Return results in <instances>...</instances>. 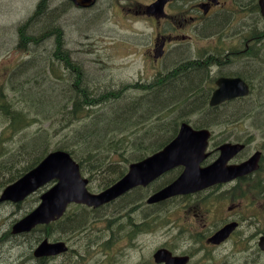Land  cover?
Segmentation results:
<instances>
[{
  "label": "trees",
  "instance_id": "1",
  "mask_svg": "<svg viewBox=\"0 0 264 264\" xmlns=\"http://www.w3.org/2000/svg\"><path fill=\"white\" fill-rule=\"evenodd\" d=\"M49 3L50 0H44V2L40 0L37 7L38 9L32 14V17L30 16L26 21L20 23L18 27V47L21 49H28L32 44H41L44 41L52 40L54 43L52 54L48 53V55L42 59V62L39 61V59L34 60V57H32L27 62L16 67L11 71L13 75L15 74L13 76L14 81L10 84L11 91L6 94L0 90V116L4 123H8L11 130L22 134L27 131L29 126L31 127L38 123V119L41 118L39 116L45 117V122L39 120L38 130L28 137L21 139V143L14 150L7 151L0 147V189L30 171L52 149L67 150L80 164L83 173L90 178L91 185H93L95 181H98L101 183V188L99 189H105L125 175L127 172L126 165L133 161L142 160L168 144L177 135L179 126L182 122L191 123L196 128H203L220 125L222 122H232L254 113L255 116L258 114L262 115V113L264 114V110H261L262 113L259 111L256 113L258 103L260 102L261 104V98L264 99V84L260 88V99L255 102L256 104L252 102V100L247 101L248 99H244V101L247 102H242L241 100L225 107L210 108L208 106L209 90H207V88L205 89L203 85L205 79L209 78V72L206 71L203 66L194 67L195 61H190L186 57L182 58L183 55L181 53H175L171 58L173 60H170L171 54L179 50L177 49L168 56L169 62L174 61L172 68L166 72L168 74H161L162 77L160 76L154 83L148 85L137 84L129 86L131 89L143 91L139 92V96L135 98V102L139 103L140 106L130 110L126 108L121 114L115 113L116 111H111L110 116L105 112L108 106L116 105L125 97L122 95L119 96L120 91L117 90V92L116 89L100 92L96 91L102 87L103 81L95 80V83L98 84L96 87H93L89 81L88 75H84L82 65L72 60L70 52L62 51V33L58 31V35H55L50 32V29H55L58 17L56 16V20H53V27H51L49 23L46 29L40 32H34V28L37 26L39 28L41 23L50 19L49 17L52 13L49 14V12H46L44 14L49 8ZM33 16L35 17L33 18ZM180 50L184 51V49ZM60 56H63V59ZM55 59H57L61 65L54 64ZM44 61H49V63L45 64ZM62 63L65 67L67 66L65 70H74L75 72L73 73L78 74V77H70L72 81L69 82L68 79L59 76L57 69L58 67L63 68ZM47 65L50 66L51 69H49V71H52V74H54V79L49 75L46 67ZM37 67L39 69H37ZM181 67H186L187 69L183 70ZM246 67L247 66L239 65L237 68L242 74L245 73L256 77L258 76V70L253 72L250 71L252 69L251 67ZM31 71L35 72L33 73ZM30 74H32L33 78L30 77ZM55 75L65 79V83L61 84L63 91L59 89V94H56L54 100L47 99L51 94H54L50 89L47 95L38 94L34 91L35 89L42 88L44 85H50V87L59 85L56 82L54 83V81L57 80ZM79 75H81V77H79ZM23 77H27L25 80L26 82H24ZM80 81L82 82L79 85L78 82ZM26 83H33L34 85H32L31 88L27 87L28 85H26ZM99 84L101 86H99ZM74 85H77V87H74ZM123 89H127V86ZM10 94L14 96L9 98L8 95ZM32 97H37V100H33ZM59 98H62L64 101L62 104H60L62 100L60 101ZM49 105L52 107V110L46 108ZM70 106H72V108L69 111L68 108ZM254 106L256 108H254ZM66 108L67 111L65 112ZM27 110L29 112H27ZM98 112L101 113L97 115ZM104 112L109 116L105 118ZM189 116H199L200 122H192V119L189 120ZM109 117L112 119L108 120L106 125L107 118ZM143 117H147L146 121L151 120L152 122L154 119H157L159 123L155 126L153 124L144 126L146 128V133L135 140L132 139L130 133L121 134L122 131L131 130L128 127L132 126V122ZM46 122L52 124V127L45 126ZM103 123L104 127H102V129L100 125ZM139 123H137L136 126ZM118 124L121 125L119 126ZM8 126H6V129ZM66 128H68L71 133H65ZM116 130L121 131L118 132V134L122 135L118 137V139L113 136L116 135ZM6 132L7 131H5L3 135H5ZM50 133L54 134V138H52ZM71 136L72 138L69 140ZM60 139H62L61 142ZM4 140L5 138L0 139V144H2ZM118 140L119 142H117ZM22 153L23 155L24 153H29L30 157H22L23 155L19 156ZM111 153H116V155L124 159V164L122 165L125 166L123 168L119 170L115 169L116 165L119 164L108 158ZM124 153H126L127 157L130 153H132L133 156L130 158L123 157ZM13 159L21 161L19 164L24 163V165L18 169L7 166ZM25 163L27 164L25 165ZM91 188L93 189V187ZM153 190L155 191L152 186L150 189H141V192L148 194ZM143 199L144 197L141 199L137 198L135 203L141 202ZM125 202L133 201L127 200ZM132 206L135 207L133 209L139 207L138 205L135 206V204H132ZM172 207L173 203L170 202L148 208L151 216L150 224L152 228L157 227L156 224H158L160 213L162 211H168L172 209ZM98 212L101 211H94L83 206L78 207L69 221L70 236L73 237L75 236L74 234H79V232L88 235L87 232L89 230L92 231L94 227L93 224L95 221L93 217ZM156 217H158V220L153 223V218ZM123 231L126 232V230Z\"/></svg>",
  "mask_w": 264,
  "mask_h": 264
},
{
  "label": "rangeland",
  "instance_id": "2",
  "mask_svg": "<svg viewBox=\"0 0 264 264\" xmlns=\"http://www.w3.org/2000/svg\"><path fill=\"white\" fill-rule=\"evenodd\" d=\"M102 1L103 0H98L97 4L91 9L80 10L77 9L74 4H69L65 0H50L49 8L44 12V14L46 12H49V14L52 13L49 17L50 19L48 21L41 23V26L39 25L38 29L37 26L34 32L37 31L40 32L43 29H46L49 23L51 27H53L54 26L53 20L57 16L58 18L55 29L54 28L50 29V32H52L55 35H58V31H60L61 29L62 32L64 33L63 37L65 40V48L67 49L61 48L62 51L65 52L67 50L68 52L71 53V58L74 62L81 63L83 67L84 75H88L89 81L91 82V85L93 87H96L98 84L95 83V80L103 81L102 87L96 91L100 92L104 90H110V89L112 90V88L116 90L118 89L120 91L119 96L122 95L125 98L119 101L114 106L109 105V107L106 109L105 112L107 114H110L111 111L114 112L116 111L115 113H121L124 110H126V108L130 110L140 106L139 103L135 102L136 100L135 98L137 94H139V92H143V91L137 89H131L129 88V86L136 83L137 84L151 83L156 78L158 73L164 70H162L163 67L158 69L155 67L156 65L155 63H153L151 52L147 50V46L152 45L151 34L155 29V26L153 25L154 27L153 29L152 24L148 20H145L144 18L143 21V18L140 17L141 15H136V13H134L136 10L141 11L143 7L148 4L149 0H107L108 3L106 2V0H104L103 2ZM39 2L40 0H0V90H2L3 93L8 94L11 91L10 84L14 81L13 76L15 75L12 74L11 72L12 70L22 65L23 63L27 62L32 57H34V60L40 59L39 61H42V59L46 55H48V53L52 54L54 50V46H53L54 43L52 40H48L46 42L44 41L41 44H32L29 46L28 49H21L18 47L19 44L18 27L20 25L19 23L26 21L30 16H32L33 13H35V11L38 9L37 7ZM129 9H132V11L128 12ZM78 12L80 13L79 15H77ZM119 12H121V15ZM34 17L35 16H33V18ZM232 17H233L231 21L232 24L227 28H225L224 26L222 35L220 34L218 35V37L217 35L216 36L214 35V37L210 39L211 40L210 44H212L211 47L214 48L221 47L220 49H223L225 48V46L226 47L231 46L228 47L230 50L231 49L242 50L243 48L246 47L247 41H243L244 37L238 31L240 29V27L237 26V23H239L238 12L237 11L234 12ZM240 38L242 40H240ZM227 39L228 41H226ZM245 39L249 40L248 37H246ZM263 43L264 41H262L261 45L259 44V46L258 45L255 46L251 44V48H254L256 51L261 50V51H257L256 53L257 56L261 55L259 57L260 59L254 54L251 56V58L255 60L256 63H253L248 60L247 62H244L240 66L255 68L258 65V70L259 68H261V66L264 67V51H262V49L264 50ZM193 44L196 45L197 42L193 41ZM150 47L152 48V46ZM190 47H193V50L197 51L194 46H190ZM181 49H184V51L179 49L178 51L171 54L169 59L173 60L171 58L172 56H174L175 53H181L183 55L182 58L191 57L193 50H191L190 52L188 50L189 48L187 49L186 46ZM173 62L174 61L169 62L168 60L169 65L173 64ZM48 63L49 61L45 62V64ZM54 64L61 65L58 60H54ZM62 66L64 67L63 63ZM238 66L239 65L237 64L233 66L231 65L230 67H226L225 69H224L225 66H223L219 70L224 69L225 71H228V73L239 72L240 70L237 68ZM46 67H47V71L49 72V75L53 77L52 79H54V74H52V71H49V69H51L50 66L47 65ZM71 70L72 69H69L66 72L65 69L58 67L57 73L59 74V76H62L63 78H66L68 79L69 82H71L72 79L70 77H76V78L78 77V74L73 73L75 71L72 72ZM219 70L213 69L211 72L216 73ZM250 71L254 72V70L252 69ZM261 71L264 72V69ZM31 72L34 73L35 71H31ZM30 77L33 78L32 74ZM55 77L57 78V80L54 81V83L56 82L59 85H56V87L53 86L50 87V85H44L42 88L35 89L34 91L38 94L47 95L48 94L47 92H49L50 89L54 94H51L47 99L54 100L56 94H59L58 90L60 89L61 91H63L61 84L65 83V79L59 78L56 75ZM26 78L27 77H23L24 82H26L25 81ZM250 78H252V80H256V78L254 77H250ZM260 79L264 80V73L261 75ZM81 82L82 81L78 82V84L80 85ZM257 84L259 87H261L264 84V82ZM26 85H28L27 87L32 88V85L34 84L26 83ZM77 85L76 86L74 85V87H77ZM207 85L211 86L210 82ZM99 86L101 85L99 84ZM125 86H127V89L124 90L123 88ZM51 88H53V90ZM133 91L134 93L135 92L137 93L134 94ZM13 96H14L13 94L8 95L9 98ZM32 99L37 100V97H33ZM61 100L62 98H60V101ZM63 102L64 101L62 100L60 104H62ZM255 106L254 108H256ZM50 107L51 106L49 105L46 108L52 110L51 109L52 107L51 108ZM71 108L72 106L68 108L69 111L71 110ZM256 110H257L256 113L258 111L261 112V110H264V99L261 98V104L260 102L258 103ZM66 111L67 108L65 109V112ZM27 112L29 111L27 110ZM101 112H98V114H100ZM105 112H104V116L106 118L108 117V115ZM39 117L41 118L38 119V123L34 124L31 127L29 126L27 128V131L23 132L22 134H19V132L11 130L8 126V123H4V121L0 116V139L5 138L4 142L0 144V147H2L3 150H7V151L14 150L21 143L20 142L21 139L28 137L29 135H31L32 133L38 130L40 123L39 120L45 122L44 120L45 117L42 116ZM111 119L112 118L110 117L107 118L106 125L108 120ZM190 119H192L191 121L192 122L194 121L195 123L200 122L199 116H195V117L189 116V120ZM146 120L147 117L136 119L135 121L132 122V126L130 128L131 130H129L131 132L129 131L126 132L119 131V132H121V134L130 133L132 135L133 140L140 138L146 133L145 132L146 128L144 126H148L152 124L155 126L159 123L157 119H154L153 122L151 120L150 121H146ZM137 123L139 124L136 126ZM6 126H8L7 129ZM45 126L52 127V124L46 122ZM101 127H104V123L103 125H101ZM215 129H216L215 130L216 137L214 141L226 140L227 138L229 139L239 138L241 139L239 141H244L249 144V152L250 150L253 151L255 148H264V114L263 113L262 115L258 114L257 116H255L254 113L252 120L248 118L229 125H225L224 122H222L220 125L215 127ZM5 131L7 132L5 135H3ZM65 133H71V131L68 128H66ZM121 134H118L117 132L115 137L118 138L122 136ZM50 135L52 136V138H54L53 133H50ZM71 138L72 136L69 137V140ZM61 140L62 139H60V142ZM29 153L27 154L24 153V155L22 153L19 156L23 155L22 157L29 158L30 157ZM112 153L108 158H110V160H114L115 163L119 164L116 165L115 169L119 170L120 168H123L125 166L122 165L124 164V159L116 155V153L114 154ZM132 156H133L132 153L128 154V157L126 153L123 154V157H127V158H130ZM20 162L21 161H17L16 159H13L8 163L7 166H11V168L18 169L24 165V163L19 164ZM26 164L27 163H25V165ZM126 166L128 167L129 165ZM100 184L101 183H99L98 181H95V183L92 185L93 189L96 191L97 189L101 188ZM134 197H135V193L129 194L124 198V201L127 200L132 201ZM116 208L118 209L123 208L122 212H127V210L131 208V204L121 202L116 206ZM186 208L187 206L181 205L175 211V213L173 214L174 215L173 218L176 220V223L179 222L178 221L179 214H181V211L185 210ZM256 208L258 207L256 206ZM113 209H115V206L110 211H112ZM253 209L255 210V207ZM246 210H248V207L246 208ZM19 215L20 212H18L17 206L11 204H3L0 206V221L3 222L0 227V236L3 231H7L9 229L11 223L14 222V220L17 217L18 218L20 217ZM109 216H110L109 213H107L105 216L101 212L96 213V215L93 217L95 221L93 224L94 226L93 230L92 231L89 230L87 232L88 235L81 232H79V234L77 233L74 234L75 236H73L72 240H70L71 248H72V252L68 256V259H70V264H147L148 260L151 258V252L154 250L155 247L162 245L164 241H168L170 244H174L179 242L180 238H183V240H185L184 239L185 237H183L179 229L174 231L175 233L180 234L179 240L177 242H172L171 239L168 237V235H166V232L163 233L161 230L159 231L157 227H153V229H151L149 233H144L143 235L135 236L136 239L134 240V243L130 244L126 236L120 237V235H118L112 237L109 232L105 236L99 230V228L101 227L110 226V223H108ZM111 229L113 233H116L117 230H119L117 221L113 223V227ZM245 231L247 233L249 232V228L247 226ZM68 235H71L70 231L68 232ZM29 242L30 241L20 244L14 243V245L11 246L10 248H9V244H6L5 248L1 247L0 258H4V255L7 254V251H9L12 248H17V250H19V248H22L24 254V257L23 256L21 257L17 256L16 258L12 257L11 258L12 261H5L3 262V264H17L18 262L25 259L26 255L30 252ZM142 244L146 245V249H144L143 253L139 255L140 253L139 248L141 247ZM126 245L129 246L126 247ZM228 248L231 247L227 246L225 249ZM60 261L61 259L58 260V262ZM58 262H55L54 264H57ZM27 264H38V263L29 262Z\"/></svg>",
  "mask_w": 264,
  "mask_h": 264
},
{
  "label": "flooded vegetation",
  "instance_id": "3",
  "mask_svg": "<svg viewBox=\"0 0 264 264\" xmlns=\"http://www.w3.org/2000/svg\"><path fill=\"white\" fill-rule=\"evenodd\" d=\"M145 10L144 7L141 11L136 10L134 13L159 24L158 32L153 37L154 48L151 50L156 62L165 60L173 51L186 44L209 55L210 51L207 47L210 46V39L214 37L213 35L222 33L224 26L227 28L232 24V15L236 11L239 14L240 23V25L237 23L240 27L238 31H241L243 41H247L246 45L257 44L256 41L259 45L261 41H264V17L259 0H169L162 19L146 15ZM131 11L132 9H129L128 12ZM246 37L249 40L245 39ZM193 41L197 44H193ZM191 48L193 50V47ZM248 50L250 49L246 51ZM161 51L162 56L156 59V55ZM254 54L257 56L256 53H252L246 59L256 63L251 58ZM237 55L239 56L238 53ZM197 56L200 57L198 52L193 58ZM217 56H222L226 62L224 63L220 58L214 59L215 68L219 70L224 65L230 64L233 60L230 56L235 54L230 49L224 48ZM257 57L259 58L260 55ZM195 60L201 61L199 58ZM241 64L243 63L238 62L237 65ZM195 67H198V62ZM263 69L264 67L261 66L258 70V65L252 68L259 72ZM237 143H243L247 148H243V151L230 159L228 165L241 164L252 158L254 153L260 152V172L253 177L248 174L186 197V200H191V204L181 211L179 222L175 226L185 240L180 238L178 246L173 245L172 251L175 255L187 256L189 264H264V250L261 245L264 237V148H255L249 152L247 142L238 141ZM218 157L219 152L215 148L210 153L208 163ZM43 191L37 192L36 195L41 196ZM241 200H247V203H241ZM247 207L248 210H246ZM233 222H237L238 228L228 239L219 245L211 243V239L214 240L223 227ZM246 226L249 228L248 233L245 231ZM43 229L46 233H50L53 231V225ZM228 245H232V248L225 249ZM226 250L232 252L225 254ZM31 259L39 264L53 263V259ZM2 260L3 258H0V264Z\"/></svg>",
  "mask_w": 264,
  "mask_h": 264
},
{
  "label": "water",
  "instance_id": "4",
  "mask_svg": "<svg viewBox=\"0 0 264 264\" xmlns=\"http://www.w3.org/2000/svg\"><path fill=\"white\" fill-rule=\"evenodd\" d=\"M83 8L93 6L97 0H71ZM167 0H158L149 7V12L163 15ZM264 12V0H261ZM219 88L214 92L210 104L216 106L225 101L249 94L248 85L240 79H221L217 82ZM211 133L207 129L196 130L184 123L178 136L163 150L147 159L131 165L130 172L113 187L100 194H92L87 190L88 179L82 177L81 170L71 155L64 151L51 152L36 168L9 186L0 201L12 200L18 202L37 190L39 187L56 180L57 183L42 196L41 205L22 220L14 230L27 231L39 223H49L60 218L66 207L72 203H82L88 206L100 207L116 199L134 187L149 185L164 172L178 166H184L183 174L172 184L156 192L149 203L164 201L168 198L185 195L202 190L213 185L218 180H226L243 172L251 173L255 168L256 157L238 167L236 170L224 168L225 164L243 148L224 145L220 147L221 156L211 166L200 168L207 157ZM225 237L220 236L214 242H220ZM67 251L64 243L49 244L43 242L35 253L36 257L53 256ZM158 263L184 264V261L173 259L168 252L160 251L155 256Z\"/></svg>",
  "mask_w": 264,
  "mask_h": 264
},
{
  "label": "bare ground",
  "instance_id": "5",
  "mask_svg": "<svg viewBox=\"0 0 264 264\" xmlns=\"http://www.w3.org/2000/svg\"><path fill=\"white\" fill-rule=\"evenodd\" d=\"M42 1V0H41ZM104 1V0H103ZM102 1V2H103ZM43 2H44V0H43ZM101 2V3H102ZM106 2L108 3V1L106 0ZM101 3H100V5H101ZM110 3V2H109ZM98 5H99V3H98ZM63 6V5H62ZM102 6H104V5H102ZM70 8V7H69ZM67 9V8H66ZM69 10V9H68ZM71 11V10H70ZM120 13V15H121V12H119ZM71 14V13H70ZM80 13L78 12V14L77 15H79ZM89 14V13H88ZM92 14V13H91ZM62 15V14H61ZM76 15V16H77ZM93 15V14H92ZM94 16V15H93ZM129 16H131V15H129ZM32 17V16H31ZM42 17V16H41ZM136 18V17H135ZM77 20V19H76ZM141 20H142V18H141ZM143 21H144V18H143ZM24 22V21H23ZM20 24V23H19ZM146 24V23H145ZM36 25V24H35ZM60 25V24H59ZM208 25V24H207ZM239 25H240V23H239ZM239 27V26H238ZM238 27H235V28H238ZM14 28V27H13ZM202 28V27H201ZM35 29V28H34ZM37 29H38V27H37ZM36 29V30H37ZM59 29V28H58ZM15 30V29H14ZM231 30H233V29H231ZM38 32V31H37ZM60 32L62 33V35H64V33L62 32V30L60 29ZM226 32V31H225ZM237 32V31H236ZM235 32V33H236ZM241 32V31H240ZM213 34V33H212ZM245 34V33H244ZM221 35H222V33H221ZM229 35H230V33H229ZM232 35V34H231ZM209 36V35H208ZM214 36V35H213ZM216 36V35H215ZM217 37H218V35H217ZM216 38V37H215ZM72 39V38H71ZM241 39V38H240ZM79 40V39H78ZM219 40V39H218ZM223 40V39H222ZM239 40V39H238ZM242 40V39H241ZM71 41V40H70ZM80 41V40H79ZM83 41V40H82ZM226 41H228V39L226 40ZM225 41V42H226ZM223 42V41H222ZM224 42V43H225ZM240 42V41H239ZM238 43V42H237ZM241 43V42H240ZM231 44H233V43H231ZM264 44V43H263ZM84 45V44H83ZM261 45V44H260ZM236 46H237V44H236ZM264 46V45H263ZM228 47H231V46H228ZM228 47H226L225 46V48H228ZM258 47V46H257ZM261 48V47H260ZM63 49H67V48H65V40H64V37H63ZM71 49V48H70ZM229 49V48H228ZM67 51V50H66ZM71 51V50H70ZM72 51H73V49H72ZM76 51V50H75ZM224 51V50H223ZM68 52V51H67ZM77 52V51H76ZM85 52V51H84ZM224 53V52H223ZM223 56V55H222ZM225 56V55H224ZM261 56V55H260ZM40 57V56H39ZM61 57V56H60ZM63 57V56H62ZM61 57V58H62ZM66 57V56H65ZM250 57V56H249ZM42 58V57H41ZM63 59V58H62ZM233 59V58H232ZM40 60V59H39ZM55 60H57V59H55ZM42 62V61H41ZM45 62V61H44ZM81 62H83V61H81ZM35 64V63H34ZM67 64V63H66ZM81 63H79V65H80ZM39 65V64H38ZM37 66V65H36ZM213 66V65H212ZM41 67V66H40ZM67 67V66H66ZM69 68V67H68ZM247 68V67H246ZM33 69V68H32ZM37 69H39L38 67H37ZM45 69V68H44ZM36 70V69H35ZM66 72H67V70H65ZM74 70H72V72H73ZM207 71V70H206ZM68 73H69V71H68ZM166 74H168V73H166ZM197 75V74H196ZM30 76H31V74H30ZM206 76H207V74H206ZM196 77V76H195ZM35 78V77H34ZM46 78V77H45ZM32 79V78H31ZM192 79V78H191ZM207 79V78H206ZM205 79V80H206ZM197 80V79H196ZM36 82V81H35ZM202 84V83H201ZM190 85V84H189ZM204 85V84H203ZM53 89V88H52ZM113 89V88H112ZM178 89V88H177ZM182 89V88H181ZM111 90V89H110ZM118 90V89H117ZM116 90V91H117ZM198 90V89H197ZM29 92V91H28ZM114 92V91H113ZM118 92V91H117ZM131 92H132V90H131ZM127 93V92H126ZM129 93V92H128ZM133 93H134V91H133ZM137 92H135L134 94H136ZM63 94V93H62ZM130 94V93H129ZM133 94V95H134ZM132 95V94H131ZM141 95V94H140ZM144 95V94H143ZM29 96V95H28ZM137 96H139L138 94H137ZM64 97V96H63ZM134 97V96H133ZM142 97V96H141ZM140 97V98H141ZM33 98V97H32ZM124 98V97H123ZM154 98V97H153ZM60 99V98H59ZM168 99V98H167ZM45 100V99H44ZM177 102V101H176ZM35 104V103H34ZM135 104V103H134ZM165 104V103H164ZM37 105V104H36ZM56 105V104H55ZM133 105V104H132ZM113 106V105H112ZM175 106V105H174ZM109 107V106H108ZM173 107V106H172ZM38 108V107H37ZM51 108V107H50ZM111 108V107H110ZM101 109V108H100ZM146 109V108H145ZM148 109V108H147ZM170 109H172V108H170ZM42 110V109H41ZM46 110V109H45ZM110 111V110H109ZM98 114V113H97ZM121 114V113H120ZM141 114V113H140ZM110 115V114H109ZM108 115V116H109ZM111 116V115H110ZM97 120V119H96ZM99 120V119H98ZM121 120V119H120ZM100 123H101V121H100ZM97 124V123H96ZM126 124V123H125ZM103 125V124H102ZM119 125V124H118ZM121 125V124H120ZM119 125V126H120ZM101 126V125H100ZM94 127V126H93ZM102 128V127H101ZM128 128H131V127H128ZM128 128H127V130H128ZM103 129V128H102ZM126 129V128H125ZM84 131V130H83ZM109 131H111V130H109ZM117 131V130H116ZM129 131V130H128ZM117 132H119V131H117ZM123 132V131H122ZM126 132V131H125ZM129 132H131V131H129ZM157 132V131H156ZM89 133V132H88ZM110 133V132H109ZM112 133V132H111ZM107 134V133H106ZM113 135V134H112ZM113 136H115V135H113ZM156 137V136H155ZM158 137V136H157ZM112 138H114V137H112ZM81 139V138H80ZM118 139V138H117ZM117 139H115V140H117ZM85 140V139H84ZM89 140H90V138H89ZM121 141V140H120ZM94 142V141H93ZM111 142H112V140H111ZM117 142H119V140L117 141ZM116 142V143H117ZM96 143V142H95ZM236 146H238V147H241V148H247V146L245 145V144H243V143H236ZM154 152V151H153ZM93 154V153H92ZM251 159V158H250ZM249 159V160H250ZM100 172V171H99ZM105 172V171H104ZM248 174H250V173H247V172H243V173H241L240 174V177H244V176H246V175H248ZM219 184H225V181L224 180H218V181H216L212 186H215V185H219ZM219 239V233L216 235V237L214 238V240H218ZM101 241V240H100Z\"/></svg>",
  "mask_w": 264,
  "mask_h": 264
}]
</instances>
